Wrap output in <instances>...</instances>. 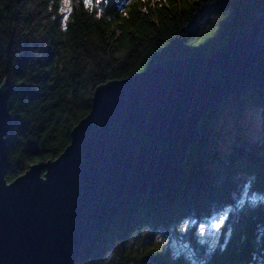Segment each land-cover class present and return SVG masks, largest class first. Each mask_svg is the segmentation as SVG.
<instances>
[{
	"label": "trees",
	"instance_id": "16d2710c",
	"mask_svg": "<svg viewBox=\"0 0 264 264\" xmlns=\"http://www.w3.org/2000/svg\"><path fill=\"white\" fill-rule=\"evenodd\" d=\"M62 7V0H0V82L13 118L7 181L63 150L96 85L168 57L210 54L246 32L264 0H94L91 7L71 0V11ZM246 109L259 115L261 137L223 152L218 118L242 120ZM199 128L176 184L110 219L77 264H264V89L228 96ZM213 220L221 227L211 244L201 227Z\"/></svg>",
	"mask_w": 264,
	"mask_h": 264
},
{
	"label": "water",
	"instance_id": "95a60500",
	"mask_svg": "<svg viewBox=\"0 0 264 264\" xmlns=\"http://www.w3.org/2000/svg\"><path fill=\"white\" fill-rule=\"evenodd\" d=\"M2 83L6 137L13 118ZM256 86H264V11L208 55L168 57L96 85L63 150L11 183L7 137L0 141V264H77L105 222L175 184L209 108Z\"/></svg>",
	"mask_w": 264,
	"mask_h": 264
},
{
	"label": "rangeland",
	"instance_id": "374dc122",
	"mask_svg": "<svg viewBox=\"0 0 264 264\" xmlns=\"http://www.w3.org/2000/svg\"><path fill=\"white\" fill-rule=\"evenodd\" d=\"M258 87H261L264 89V86H258ZM250 89H253V88H250ZM248 89H245V90H238L237 92L235 93H232V94H237L239 92H245L247 91ZM230 94V95H232ZM229 95V96H230ZM247 110V109H246ZM203 117V116H202ZM201 117V118H202ZM201 120V119H200ZM215 127V131L217 132H220V140H219V147L221 148V150L223 152H226V150L234 145V144H238V145H241V144H245V145H249L250 142H253V141H256L258 140L260 137H261V132L263 129H262V123H261V120L259 118V115L256 113V112H252L250 109H248L245 114L243 115L242 117V120L240 119V117H236L234 119L226 116V115H221L218 120H217V123L216 125L214 126ZM200 129V128H199ZM201 137V136H200ZM198 142V141H196ZM195 142V143H196ZM194 144V143H193ZM190 147V146H189ZM188 147V149H189ZM188 153V151H187ZM187 155V154H186ZM186 157V156H185ZM55 158V157H54ZM185 160V159H184ZM184 162V161H183ZM183 164V163H182ZM182 166V165H181ZM181 169V167H180ZM179 175V174H178ZM177 180H178V177H177ZM176 180V182H177ZM175 182V184H176ZM172 187V186H171ZM170 187V188H171ZM169 188V189H170ZM168 190V189H167ZM165 190V191H167ZM161 192H164V191H161ZM159 193V192H157ZM152 194H155V193H152ZM148 195V194H147ZM139 200V199H138ZM205 202H209L207 201L206 199L204 200ZM135 205V204H134ZM134 207V206H133ZM126 213V212H125ZM125 213H122V214H125ZM121 215V214H119ZM119 215H116V216H119ZM109 221V220H108ZM107 221V222H108ZM107 222H105L103 225H105ZM102 225V226H103ZM100 229L96 230L95 233L97 231H99ZM212 231L210 234L211 236L214 235V232H217V229L212 227L211 230ZM94 233V234H95ZM93 234V235H94ZM92 237V236H91ZM88 241V240H87ZM86 241V242H87ZM174 242H172L173 244ZM213 243V241H211V244ZM85 244V243H84ZM83 244V245H84ZM259 259H255L254 261L255 262H259L258 261ZM254 264V263H253Z\"/></svg>",
	"mask_w": 264,
	"mask_h": 264
},
{
	"label": "snow or ice",
	"instance_id": "6c2138e0",
	"mask_svg": "<svg viewBox=\"0 0 264 264\" xmlns=\"http://www.w3.org/2000/svg\"><path fill=\"white\" fill-rule=\"evenodd\" d=\"M63 2V5L64 7H62L60 9L61 12H64V13H67L69 11H71V0H62ZM103 2V0H95V3L99 4ZM83 3H84V6L85 7H91L94 3V0H83ZM125 16L128 15L127 12L124 13ZM68 20V16L65 15L64 16V21H67ZM6 79V78H5ZM26 81L25 80H20L18 81V83H25ZM104 83H107V81H105ZM4 87V84L2 82H0V88ZM101 90V89H99ZM6 116L7 117H11L12 116V113H6ZM6 140V137H3L2 135H0V141H4ZM52 157H48V159H51ZM9 183H11V181H9ZM222 219V218H221ZM212 227L216 228V229H219L221 227V224L220 223H216L214 225H212ZM201 231L203 232L204 231V227L202 226L201 227Z\"/></svg>",
	"mask_w": 264,
	"mask_h": 264
},
{
	"label": "bare ground",
	"instance_id": "6f19581e",
	"mask_svg": "<svg viewBox=\"0 0 264 264\" xmlns=\"http://www.w3.org/2000/svg\"><path fill=\"white\" fill-rule=\"evenodd\" d=\"M257 87V86H256ZM253 88H255V87H253ZM242 90H245V89H242ZM223 101V100H222ZM219 103V102H218Z\"/></svg>",
	"mask_w": 264,
	"mask_h": 264
}]
</instances>
